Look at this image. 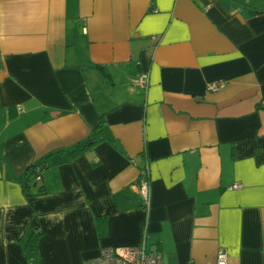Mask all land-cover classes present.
Segmentation results:
<instances>
[{
	"label": "crops",
	"instance_id": "1",
	"mask_svg": "<svg viewBox=\"0 0 264 264\" xmlns=\"http://www.w3.org/2000/svg\"><path fill=\"white\" fill-rule=\"evenodd\" d=\"M142 244L264 264V0H0V264Z\"/></svg>",
	"mask_w": 264,
	"mask_h": 264
},
{
	"label": "built area",
	"instance_id": "2",
	"mask_svg": "<svg viewBox=\"0 0 264 264\" xmlns=\"http://www.w3.org/2000/svg\"><path fill=\"white\" fill-rule=\"evenodd\" d=\"M154 41L156 37L152 38ZM150 84L149 73L143 72L135 81V85L147 89ZM226 86V82H216L209 85V90L217 91ZM37 182L43 181V169L39 168L36 176ZM242 184H235L232 189H241ZM138 190L143 198L145 208L150 211L152 205V186L149 167L142 170ZM84 264H165L160 252L149 251L145 244L139 246H121L103 248L98 256L88 259ZM192 264V263H191ZM217 264H230L229 253L225 249L219 250Z\"/></svg>",
	"mask_w": 264,
	"mask_h": 264
},
{
	"label": "trees",
	"instance_id": "3",
	"mask_svg": "<svg viewBox=\"0 0 264 264\" xmlns=\"http://www.w3.org/2000/svg\"><path fill=\"white\" fill-rule=\"evenodd\" d=\"M100 68V66H99ZM103 123L101 124L100 127H98L93 134V137L90 138L88 141L83 142L79 145H77L73 150L69 151V153L71 155H73L74 157L84 153L89 147L97 144L100 141L105 140L104 134H103ZM42 168L41 166H35L32 167L28 170L27 174H25L24 176H22L20 178L21 183L23 184V188L25 189V191L29 194L30 193V189L32 186L33 181H36V176H37V172L38 169ZM43 192V191H41ZM35 242V240L33 239V243ZM34 245V244H33Z\"/></svg>",
	"mask_w": 264,
	"mask_h": 264
}]
</instances>
